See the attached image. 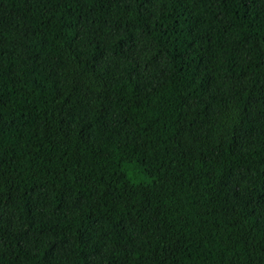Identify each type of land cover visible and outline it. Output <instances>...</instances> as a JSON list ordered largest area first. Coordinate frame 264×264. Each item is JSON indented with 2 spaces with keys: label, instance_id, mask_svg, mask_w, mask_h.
I'll return each instance as SVG.
<instances>
[{
  "label": "trees",
  "instance_id": "16d2710c",
  "mask_svg": "<svg viewBox=\"0 0 264 264\" xmlns=\"http://www.w3.org/2000/svg\"><path fill=\"white\" fill-rule=\"evenodd\" d=\"M0 264H264V0H0Z\"/></svg>",
  "mask_w": 264,
  "mask_h": 264
}]
</instances>
